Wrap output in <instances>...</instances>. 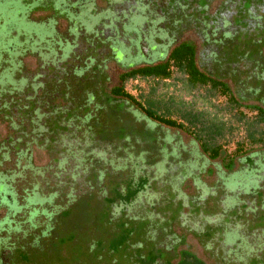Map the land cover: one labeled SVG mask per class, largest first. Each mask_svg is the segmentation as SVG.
I'll return each mask as SVG.
<instances>
[{
  "label": "rangeland",
  "instance_id": "obj_1",
  "mask_svg": "<svg viewBox=\"0 0 264 264\" xmlns=\"http://www.w3.org/2000/svg\"><path fill=\"white\" fill-rule=\"evenodd\" d=\"M11 9L3 7L7 21L16 17ZM243 30L236 39L247 37L248 50L240 53L246 52L250 63L240 87L254 96L245 97L235 109L223 95L183 88L179 82L169 84L164 90L168 95L148 106L184 124V133L167 128L164 137L134 111H125L106 89L100 99L105 111H98L101 121H80L87 138L69 136L71 144L64 152L55 144L66 136L65 128L77 126V119L70 117V126L58 120L50 123L55 131L48 137L55 149L44 151L36 163L56 164V175L48 176L53 188L45 189L57 190L58 198L39 206L40 214L34 211L40 227L50 224L55 231L52 238L37 242L35 263L179 264L177 260L205 258L209 264H264V144L251 145L247 137L249 123L264 132V121L256 120L253 105L257 98L264 105V31L255 40L258 30L250 36ZM38 32L43 37L51 30ZM132 85L129 80L127 90L136 94ZM147 88L143 84L142 90ZM235 93L240 96L236 87ZM187 111L197 115L185 117ZM239 112L245 120L237 119ZM200 134L214 135V142L223 134L217 164L206 161ZM86 143L96 148L83 149ZM238 144L244 146L241 152H236ZM249 155L254 162L246 159Z\"/></svg>",
  "mask_w": 264,
  "mask_h": 264
},
{
  "label": "flooded vegetation",
  "instance_id": "obj_2",
  "mask_svg": "<svg viewBox=\"0 0 264 264\" xmlns=\"http://www.w3.org/2000/svg\"><path fill=\"white\" fill-rule=\"evenodd\" d=\"M3 7L14 8L13 21L5 19ZM40 28L51 33L40 37ZM241 29L248 36L264 31V0H0V264H37V242L54 236L50 224H37L34 211L40 214L39 206L58 198L57 190L45 189L53 188L48 176L54 178L56 164L36 163L44 151L55 149L50 123L70 126V117L77 119L55 144L64 152L69 136L86 137L80 121H101L106 89L125 111L131 109L164 137L167 128L184 133L185 126L169 125V115L148 106L168 95L169 84L190 87L192 75L174 62L175 54L193 56L196 77L207 80L193 88L223 95L230 109L232 94L243 104L254 95L240 87L250 63L247 53H240L248 50L247 37L236 39ZM129 74L136 94L127 90ZM259 102L253 105L264 109ZM69 110L73 114L65 113ZM206 156L217 164V158Z\"/></svg>",
  "mask_w": 264,
  "mask_h": 264
},
{
  "label": "trees",
  "instance_id": "obj_3",
  "mask_svg": "<svg viewBox=\"0 0 264 264\" xmlns=\"http://www.w3.org/2000/svg\"><path fill=\"white\" fill-rule=\"evenodd\" d=\"M174 62L178 65H180V69H183L184 71H187L188 73H190V75H192L191 79H190V88L196 87L198 85H205L207 80H205L204 78H197V73L194 71L195 64L193 61V56H191L190 58H188V55H180V54H175L173 56ZM143 75H147L142 73ZM153 75H157V73L153 72ZM129 79H131L130 74L126 77V81H128ZM127 94V93H125ZM129 96V94H127ZM231 107L232 109H235L237 107H239L241 104L238 103V99L236 98L235 95H231ZM258 110V116L256 117L257 121H264V109L261 107L257 108ZM188 112V111H187ZM185 114V113H184ZM191 115H197L196 113H192V112H188L186 113L184 116L185 117H191ZM186 119V118H185ZM238 120H245V117H243V114L241 112H239L238 116H237ZM248 122V121H246ZM167 123L171 126H178V127H183L185 126L182 123H178L176 122V120H173L172 118H168ZM257 123L251 124L249 123V130H248V142L251 145H256V144H264V132L263 130H261L260 128L257 127L256 125ZM190 128V126H189ZM195 129V128H193ZM196 130V129H195ZM223 134L218 135V139L219 137H222ZM198 138L201 139H205V141L202 144V149L203 151L210 156V158H219L221 157L222 154V150L223 147L221 145L218 144L219 140L216 139L217 141H213L214 135H210V134H200V136H198ZM243 145L238 144V147L236 149V152H241L243 149ZM186 261H189L190 263H198V264H206L203 260H178L179 264H186Z\"/></svg>",
  "mask_w": 264,
  "mask_h": 264
}]
</instances>
